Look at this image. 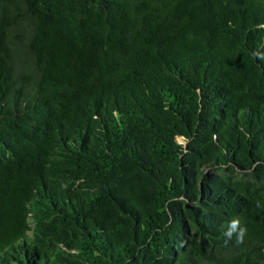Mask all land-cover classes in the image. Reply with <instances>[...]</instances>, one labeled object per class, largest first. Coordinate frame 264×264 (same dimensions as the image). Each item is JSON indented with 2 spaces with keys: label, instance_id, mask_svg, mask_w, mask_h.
I'll use <instances>...</instances> for the list:
<instances>
[{
  "label": "trees",
  "instance_id": "16d2710c",
  "mask_svg": "<svg viewBox=\"0 0 264 264\" xmlns=\"http://www.w3.org/2000/svg\"><path fill=\"white\" fill-rule=\"evenodd\" d=\"M0 264H264V0H0Z\"/></svg>",
  "mask_w": 264,
  "mask_h": 264
},
{
  "label": "clouds",
  "instance_id": "9594fccd",
  "mask_svg": "<svg viewBox=\"0 0 264 264\" xmlns=\"http://www.w3.org/2000/svg\"><path fill=\"white\" fill-rule=\"evenodd\" d=\"M237 224H238V221L234 219L231 222V225H230L228 231L225 232L224 235L230 238L232 236L233 232L236 230ZM244 232H245V229L241 228L240 232H239V235H238V242H242Z\"/></svg>",
  "mask_w": 264,
  "mask_h": 264
}]
</instances>
